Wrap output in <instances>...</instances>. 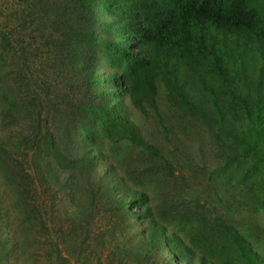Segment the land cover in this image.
<instances>
[{"label": "trees", "instance_id": "obj_1", "mask_svg": "<svg viewBox=\"0 0 264 264\" xmlns=\"http://www.w3.org/2000/svg\"><path fill=\"white\" fill-rule=\"evenodd\" d=\"M0 14V184L25 220L21 230L45 236L48 264H88L94 228L107 235L130 226L139 237V220L148 249L184 264H264L236 223L193 189L150 212L138 187L155 160V176L174 175L176 150L197 172L207 169L183 142L160 149L133 116L153 112L167 130L164 89L171 109L205 127L199 139L216 145L228 193L264 215V0H7ZM114 147L151 158L134 152L139 165L127 179L106 162ZM67 191L71 208L60 212ZM13 226L0 199L6 262L27 247L16 251ZM126 248L96 252L98 260L147 264ZM31 254L22 263L36 264Z\"/></svg>", "mask_w": 264, "mask_h": 264}, {"label": "rangeland", "instance_id": "obj_2", "mask_svg": "<svg viewBox=\"0 0 264 264\" xmlns=\"http://www.w3.org/2000/svg\"><path fill=\"white\" fill-rule=\"evenodd\" d=\"M6 2L7 0H0V13L2 12ZM2 17L3 14H0V21ZM93 71L94 73L96 72L95 62L93 64ZM161 95L160 105L163 117L166 119L168 129L166 130L165 126H161L158 117L153 112H149L145 118L135 113L133 116L136 122L140 127H142V131L146 138L154 142L157 146H159L160 149H165L170 152V149L174 148L175 145L183 142L181 146L187 151H195L196 153H191V151L189 152L197 158L200 168L206 165L207 170L205 174L197 172L193 166H190L187 163L188 161H186L183 157L176 155V153H178V150H176L175 157H170V159L175 162L174 175L168 178L165 176V174L155 176L154 170L156 167H160V162L155 160L152 174H150L151 176L148 178V180L141 181L139 187L137 186L138 189L148 193V201L150 202V207L152 208L150 212H152L154 216H157V213L166 203H168L169 200L179 198L184 201L185 198H191L190 189H193L195 191L194 194L204 196L206 199H208V201L211 203V210L213 212L223 216V219H232L236 223L246 238L247 243L255 250L257 254L260 255L261 259L264 261L263 212L257 211L253 206L252 201L249 202L251 208L243 205L239 206L238 200L232 197L233 195L231 192L228 193V184L226 181L224 179H220L217 175L224 162L217 160L218 156L215 154L217 152L216 145L210 140L209 137H206L205 142H202L199 139L198 132H202L201 129L205 128L202 126L203 124L193 119L188 123L186 120L181 118L179 113L174 111L176 108L171 109L169 103L166 102L164 89L162 90ZM163 129L165 132H163ZM202 135L209 136L206 133H202ZM201 151H204V156L201 154ZM134 152L139 153L138 156L142 157L141 150L139 152L136 150V148L131 149L126 147H114V152L109 153L105 159L109 164H116L117 168L125 174L126 178L130 179L132 177L128 173L129 169L136 170L139 165ZM149 157L150 156L142 158L144 160H148ZM104 166V161L103 164H101V162L96 164L92 174V179L94 182L99 183L98 178H100L101 174L103 173ZM185 187L189 188V190L184 192ZM6 190V187L0 184V199L5 203V211H9L13 222L16 224V228L14 226L13 228H10V231L15 234L14 245L19 247L16 249V251L20 249L19 244H24L26 242L27 247L24 249L23 254L20 252L21 255H19V257L15 255V257L11 258L12 260H9V262L0 259V264H24L22 263L23 257H28L32 252H34L31 254L33 257H38L34 260L36 264H48L47 255L49 253V249L45 245V236H40L36 231L34 234L33 231L27 232V234H25L24 231L21 230L22 225L25 224V220L17 214L13 207H11V199L9 197L10 194H8ZM236 193L238 192L236 191ZM216 196L219 198L215 199ZM230 196L232 197V201L235 206L233 208L227 209V207L225 208L223 204V200L230 199ZM71 199L72 195L70 191H67V193L60 196V212L66 211L69 207L71 208V206H68ZM40 200L43 202L47 199L41 196ZM31 220L33 221L34 219ZM33 225L34 223L31 222L32 227ZM94 227L95 226H93V228ZM129 227L127 230L125 228H121V231L115 232L114 234L111 232L107 235H100L102 232H104L103 227H97L96 229L94 228V232H92L91 246L86 248L89 253H92V255L89 257L90 259L88 264H99L100 260L101 264H104L105 254H103L100 260H98L100 254L96 252L104 250L105 253H107L111 250V248H114L115 245L127 247L126 250L128 249L129 253L135 255V258L140 257L141 255L144 257L146 256L148 259L147 264H184L183 262L176 260L173 257V254L166 249H148L146 239L143 237L144 229L142 221H137L135 225L136 233L139 237H136L133 230H131L133 227H131V229H129ZM52 231L54 232L53 229ZM37 236H40V239L42 240V242L38 244L35 242V237ZM2 237L3 233H0V244ZM104 244L106 247L103 249V246H105ZM39 254L40 256H38Z\"/></svg>", "mask_w": 264, "mask_h": 264}]
</instances>
